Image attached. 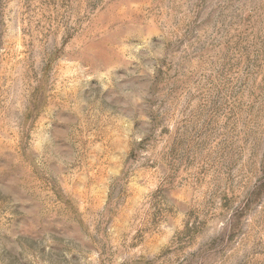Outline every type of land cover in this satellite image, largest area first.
I'll list each match as a JSON object with an SVG mask.
<instances>
[{"label": "rangeland", "instance_id": "1", "mask_svg": "<svg viewBox=\"0 0 264 264\" xmlns=\"http://www.w3.org/2000/svg\"><path fill=\"white\" fill-rule=\"evenodd\" d=\"M0 264H264V0H0Z\"/></svg>", "mask_w": 264, "mask_h": 264}]
</instances>
